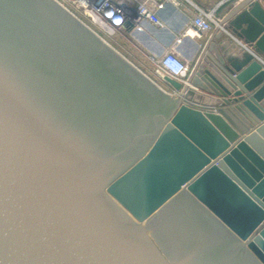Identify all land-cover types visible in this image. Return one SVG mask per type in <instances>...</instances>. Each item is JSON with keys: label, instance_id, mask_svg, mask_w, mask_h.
Here are the masks:
<instances>
[{"label": "water", "instance_id": "water-1", "mask_svg": "<svg viewBox=\"0 0 264 264\" xmlns=\"http://www.w3.org/2000/svg\"><path fill=\"white\" fill-rule=\"evenodd\" d=\"M209 50L172 96L54 0H0V264H264V73Z\"/></svg>", "mask_w": 264, "mask_h": 264}, {"label": "crops", "instance_id": "crops-1", "mask_svg": "<svg viewBox=\"0 0 264 264\" xmlns=\"http://www.w3.org/2000/svg\"><path fill=\"white\" fill-rule=\"evenodd\" d=\"M190 1L206 12L214 10L215 16L221 20V30L201 37L184 35L194 15L193 10L188 6L179 9L168 6L159 12V17L163 22L162 28L144 23L142 30L132 33L128 40L116 41L115 45L120 48L122 56L124 58L127 56L131 61L138 62L147 69L149 65L152 66L148 60L149 57H158L175 46V52L192 67L197 63L211 40L214 51L210 52L209 50L208 52L212 58L219 56L224 61L233 59L241 62L245 55H252L253 60L249 64L255 63L259 69L254 70L245 80L246 82L256 80L264 73V40H262L264 24L247 7L223 22L229 12L243 0ZM256 2L264 11V0H256ZM159 86L166 93L177 96V92L173 91L170 86L167 87L166 84H159ZM262 88H264V77L260 79V83L253 93Z\"/></svg>", "mask_w": 264, "mask_h": 264}, {"label": "built area", "instance_id": "built-area-1", "mask_svg": "<svg viewBox=\"0 0 264 264\" xmlns=\"http://www.w3.org/2000/svg\"><path fill=\"white\" fill-rule=\"evenodd\" d=\"M58 4L114 50L115 41L128 40L132 33L142 30L144 23L162 28L159 12L168 6L175 9L188 6L193 10L184 35L201 37L221 30V20L214 10L206 12L190 0H60ZM148 60L162 79L185 81L193 72L194 66L175 52V46Z\"/></svg>", "mask_w": 264, "mask_h": 264}, {"label": "rangeland", "instance_id": "rangeland-1", "mask_svg": "<svg viewBox=\"0 0 264 264\" xmlns=\"http://www.w3.org/2000/svg\"><path fill=\"white\" fill-rule=\"evenodd\" d=\"M57 1L59 2L60 0H56V2ZM115 43H116V41H115ZM113 46L116 49V51L119 52V54H121V50H119L120 48L114 44H113ZM125 59L129 60L140 72H142L149 80L154 82L156 85L159 86V84H161V85L166 84L163 82V79L156 73V71L154 70V67H152L151 65H149V68L146 69V68H143L141 66V64H139L138 62L131 61L127 56L125 57ZM166 86H167V84H166ZM167 87H169V85Z\"/></svg>", "mask_w": 264, "mask_h": 264}, {"label": "flooded vegetation", "instance_id": "flooded-vegetation-1", "mask_svg": "<svg viewBox=\"0 0 264 264\" xmlns=\"http://www.w3.org/2000/svg\"><path fill=\"white\" fill-rule=\"evenodd\" d=\"M184 211V213H188L191 215H193V213H195V210L191 209V208H188V209H183L182 212ZM184 218H186V214L184 215Z\"/></svg>", "mask_w": 264, "mask_h": 264}, {"label": "bare ground", "instance_id": "bare-ground-1", "mask_svg": "<svg viewBox=\"0 0 264 264\" xmlns=\"http://www.w3.org/2000/svg\"><path fill=\"white\" fill-rule=\"evenodd\" d=\"M191 34V33H190Z\"/></svg>", "mask_w": 264, "mask_h": 264}]
</instances>
